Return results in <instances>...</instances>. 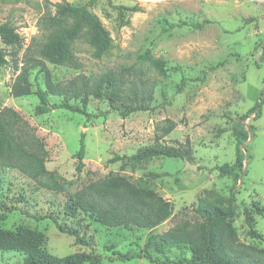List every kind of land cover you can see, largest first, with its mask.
Instances as JSON below:
<instances>
[{
	"label": "rangeland",
	"instance_id": "obj_1",
	"mask_svg": "<svg viewBox=\"0 0 264 264\" xmlns=\"http://www.w3.org/2000/svg\"><path fill=\"white\" fill-rule=\"evenodd\" d=\"M87 1L0 0V24L8 22L22 38L20 45L9 46L0 37V51L7 59L0 64V120L21 138L27 153L42 157L47 171L38 172L15 146L11 151L0 150V199L14 207L0 209V227L44 232L45 247L56 256L89 252L73 236L59 232L50 219L39 220L21 210L61 215L69 196L92 181L119 174L138 186L154 189L171 203L169 217L153 233L186 221L200 222L194 209L201 199L211 202L233 192V225L239 241L264 249V0H96L89 11L109 34L108 49L98 53L89 41V25L82 23L69 46L71 61L49 62L42 55L44 45L78 22L58 16L57 6H81ZM180 20L207 22L196 28L177 26ZM146 51L164 61V74L141 58ZM23 67L30 72L31 93L14 96L11 88ZM105 76L121 81L125 94L132 84L146 91L152 88V97L144 99L152 109L122 117L106 97L90 96L89 116L64 108L36 114L38 87L47 91L50 103L63 101L62 96L49 93L47 80L56 87H70L79 78L93 82ZM141 98L134 97L131 104ZM69 101L80 105L79 99ZM257 102L260 112L245 118ZM164 119L175 121L176 127L156 140L155 129ZM235 127L247 133L239 177L235 175ZM82 139L84 157L77 170ZM187 140L191 152L185 159L160 155L126 158L149 146L182 147ZM187 161L196 170H183ZM224 164L232 174L221 175L214 169ZM247 211L259 237L249 232ZM73 221L68 219V223ZM81 225V234L92 238L96 252L104 257L100 264H151L144 258L106 259L111 244L121 252H137L150 230L107 227L88 220ZM169 253L176 257L178 251ZM23 257L17 251L0 250V264H22ZM252 257L264 264V254L253 253Z\"/></svg>",
	"mask_w": 264,
	"mask_h": 264
},
{
	"label": "trees",
	"instance_id": "obj_2",
	"mask_svg": "<svg viewBox=\"0 0 264 264\" xmlns=\"http://www.w3.org/2000/svg\"><path fill=\"white\" fill-rule=\"evenodd\" d=\"M96 0H88L81 6L69 4L58 5L57 15L68 16L78 22L72 27L56 33L43 47L42 55L53 64H64L71 61L69 46L78 36L80 25L85 23L90 27L89 41L98 53L106 51L110 45V37L100 19L89 11V7ZM130 11L137 10L136 7H123ZM201 23L187 22L180 20L176 25H191L196 28L203 26ZM0 37L9 46L20 45L22 38L15 27L8 22L0 24ZM6 53L0 51V64L6 63ZM149 62L160 74L165 73L164 61L155 58L146 51L141 56ZM45 70V66H43ZM47 73V71H46ZM30 72L23 67L16 76L11 92L14 96H23L31 93L29 81ZM46 87L50 94L60 95L63 101L50 103L47 91L38 87L36 94L39 104L35 107L36 114H44L53 109L64 108L70 111L89 116L87 104L90 96L99 98L106 97L113 110L119 112L122 117L138 110H151L152 107L144 103L145 98L152 97V88L149 90L140 89L137 84H132L129 92L124 93L122 83L117 78L109 76L101 77L91 82L90 79L79 78L70 87L53 86L49 80ZM141 95L139 103L132 105L134 97ZM133 97V98H132ZM71 98L80 100L79 104L70 103ZM124 99L126 102L121 101ZM261 103L257 102L244 115L251 116L255 111L258 113ZM176 127V122L171 119H164L161 125L155 129V139L161 140ZM236 135V158L235 165L238 170L235 175L239 177L242 171L243 146L247 133L234 128ZM20 137L0 120V150L11 151L15 149L21 155H26L36 165L38 172H47L42 157L36 153H27L20 145ZM191 152L189 140L182 147L170 146H149L138 152L127 156L129 160H143L155 156H166L170 158H188ZM84 157V144L81 140L77 152L79 160L77 170L82 166ZM123 158V157H117ZM221 175L232 174L231 168L227 165L214 167ZM160 175L154 174V177ZM234 193L228 197H219L217 200L206 202L201 199L194 211L202 218L198 223L184 222L179 227L166 230L163 233H153V230L163 223L171 213V203L163 198L158 192L149 187H141L123 175H112L90 182L74 195L69 196L59 213H46L33 215L25 210L22 213L33 216L37 219H50L56 229L74 237L75 243L90 248L89 252L77 251L67 256H56L51 254L45 247L46 234L34 228L8 229L0 227V250L17 251L23 254L22 264H100L104 257L97 253L92 238H85L81 234L82 221L100 223L107 227H123L125 229L141 228L150 230L143 247L135 253L121 252L108 245L107 250L111 254L106 257L109 261H127L132 258H144L151 264H257L253 253L264 254V249L245 245L238 239L233 219L236 213ZM0 209L4 211L13 210L14 207L5 204L0 199ZM261 212V209H258ZM68 219L73 222L68 223ZM245 221L250 227V234L259 237L253 229V217L247 211ZM176 249V257H170V250Z\"/></svg>",
	"mask_w": 264,
	"mask_h": 264
},
{
	"label": "water",
	"instance_id": "obj_3",
	"mask_svg": "<svg viewBox=\"0 0 264 264\" xmlns=\"http://www.w3.org/2000/svg\"><path fill=\"white\" fill-rule=\"evenodd\" d=\"M187 168H190L192 170H196L197 167H196V165H193V164H191L190 162L187 161L185 167L183 168V170H185Z\"/></svg>",
	"mask_w": 264,
	"mask_h": 264
}]
</instances>
